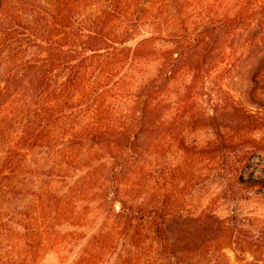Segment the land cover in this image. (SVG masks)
<instances>
[{"label":"trees","instance_id":"16d2710c","mask_svg":"<svg viewBox=\"0 0 264 264\" xmlns=\"http://www.w3.org/2000/svg\"><path fill=\"white\" fill-rule=\"evenodd\" d=\"M168 2L0 0V264H29L32 248L41 253L30 242L37 232L68 243L61 226L77 225L67 209L89 195L98 174L110 206L121 208L108 226L85 227H98L87 243L104 250L86 244L72 264H230L226 249L239 262L251 252L253 264H264V231L251 222L228 226L210 211L186 215L176 198L154 194L136 204L128 194L127 177L151 157L141 149L143 130L172 69L204 50L203 74L217 50L264 29V0H171L170 18ZM259 85L258 73L251 110L234 102L221 122L210 118L206 149L193 157L218 170L224 199L264 197Z\"/></svg>","mask_w":264,"mask_h":264},{"label":"rangeland","instance_id":"374dc122","mask_svg":"<svg viewBox=\"0 0 264 264\" xmlns=\"http://www.w3.org/2000/svg\"><path fill=\"white\" fill-rule=\"evenodd\" d=\"M167 15L171 17V0ZM160 46L166 48L171 45L163 42ZM213 46L215 48L218 44L213 42ZM232 46L228 45L227 50H217L210 56L206 61L207 71L203 74H198L197 70L203 67L199 61L204 50L181 60L172 69L176 73H172L168 86L154 94L155 118L146 129L144 127L141 140V149L151 157L137 164L127 177L132 186L128 194L136 198V204H141L144 198L154 194L157 198L167 197L170 204L171 199L176 198L186 215L210 211L226 220L228 226H233L237 219L251 222L258 227L257 230L264 231V197L248 202L224 199L225 183L218 170H209L205 161L195 163L193 159L196 152L206 149L204 142L211 135L207 131L210 118L217 117L221 122L223 117L229 116L227 113L234 102H241L248 107L246 110H251L254 106L249 98L251 80L258 73L259 93L262 95L257 98L264 104V29L255 39L247 35L236 38ZM155 68V64L150 66L149 73L154 74ZM165 99L169 103L164 104ZM195 140H198V147ZM104 176L108 177L109 174L105 173ZM99 177V174L96 175L91 182L89 195L67 209V216L72 218L70 222L77 225L75 228L61 226L65 231L60 232L70 233L68 243L42 241L39 232L34 233L30 242L35 246L39 244L41 253L38 254L36 247L32 248L29 264H72L98 229L88 230L85 227L100 226L102 223L108 226L107 216L118 212L121 205L117 202L110 206L111 193L104 186L105 178L101 180ZM60 206L56 208L61 209ZM76 218L82 221L78 224ZM82 224L86 226L78 229V225ZM99 231L104 235L107 230ZM92 243L90 241L88 244L91 251L104 250V246H98L95 241ZM61 251L63 253L58 254ZM225 253L230 264L255 262L251 252L246 253L244 261L240 262L230 249H226Z\"/></svg>","mask_w":264,"mask_h":264}]
</instances>
